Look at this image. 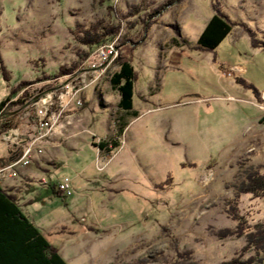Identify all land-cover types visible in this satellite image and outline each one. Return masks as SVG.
<instances>
[{"label":"rangeland","instance_id":"obj_1","mask_svg":"<svg viewBox=\"0 0 264 264\" xmlns=\"http://www.w3.org/2000/svg\"><path fill=\"white\" fill-rule=\"evenodd\" d=\"M213 3L241 26L215 52H201ZM95 27L114 29L102 45L119 50L108 72L91 79L87 67L102 65L99 46L77 39ZM251 32L264 40V0H0V104L13 93L11 102L28 99L13 110L20 139L31 97L76 73L90 82L83 106L66 109L47 140L53 147L16 175L0 174L68 264H171L178 252L222 264L242 252L245 237L216 233L237 226L228 201L245 169L264 167V50L253 48ZM127 57L137 76L131 118L111 83ZM122 119V147L101 153L94 145L114 139ZM9 144L1 135L0 165ZM65 179L73 188L66 199L51 187ZM241 202L249 227L264 220V198Z\"/></svg>","mask_w":264,"mask_h":264},{"label":"trees","instance_id":"obj_2","mask_svg":"<svg viewBox=\"0 0 264 264\" xmlns=\"http://www.w3.org/2000/svg\"><path fill=\"white\" fill-rule=\"evenodd\" d=\"M215 16L210 20L206 29L198 41V49L201 52H215L225 39L239 26L240 23L230 19L227 13L223 12L217 4L213 3ZM102 35H99V34ZM115 33L112 28L95 27L84 33L83 37L77 40L84 46L94 47L105 43L110 36ZM251 44L253 48L264 50V40H259L251 32ZM131 58V57H129ZM128 57L121 62V71L116 73L111 81L113 89L120 95L119 108L131 118L136 116L134 111L135 83L137 76L131 60ZM1 69L6 80H10L9 72L2 62ZM62 72V71H61ZM246 89L253 90L259 96L255 87L244 79L237 80ZM27 83H23L21 88H25ZM13 95L0 104V136L18 127L19 113L13 111L18 106H23L28 99H19L11 102ZM27 94L26 97H29ZM37 98L31 97L30 99ZM129 119L119 121L114 139L103 141L94 146L101 153L110 155L114 150L122 147L121 141L125 136V131L129 125ZM118 131V132H117ZM9 165L8 160L1 164L4 168ZM242 164L240 163V166ZM173 179H169L164 186L172 185ZM56 196L66 197L58 190V184L51 185ZM243 195H249L254 199L264 198V167H249L245 169L242 180L236 186L234 200L228 201L229 214L237 222L235 228H227L218 231L216 234L220 238L236 237L246 238V246L242 252L233 259L222 264H264V220L257 223L253 228L249 227L248 221L240 216L238 211L242 204ZM32 201L29 203L31 204ZM18 195L11 193L0 184V264H68L60 254L59 249L54 246L35 225V223L25 214ZM248 229L250 231H248ZM245 258L246 255L251 254ZM171 264H199L195 261L192 252H178L176 259Z\"/></svg>","mask_w":264,"mask_h":264},{"label":"built area","instance_id":"obj_3","mask_svg":"<svg viewBox=\"0 0 264 264\" xmlns=\"http://www.w3.org/2000/svg\"><path fill=\"white\" fill-rule=\"evenodd\" d=\"M118 50L115 43L100 45L96 54L102 59V65L99 67L93 65L91 66L92 68L87 67L88 78L95 79L101 75L99 72L102 71V74L105 75L108 72L109 65H112V62L118 56ZM87 76H84L83 73L78 75L76 73V75L74 74L66 81L60 83L52 93L45 94L38 99H32L30 106L34 113L31 117L28 132L21 139L19 138V132L10 130L5 133V138L11 146L14 145L16 151L14 153L15 157L8 166L0 171V174L8 172L10 176L16 175L15 171L19 167L31 165L35 156L42 155L48 147H53L47 140L53 134L54 128L59 124L62 114L74 104L79 107L84 104L82 97L86 94V90L89 89L90 83L87 80ZM71 182L69 179H65L58 183V190L66 197L73 195Z\"/></svg>","mask_w":264,"mask_h":264},{"label":"crops","instance_id":"obj_4","mask_svg":"<svg viewBox=\"0 0 264 264\" xmlns=\"http://www.w3.org/2000/svg\"><path fill=\"white\" fill-rule=\"evenodd\" d=\"M262 94H259V97L261 96ZM260 100H261V98H260ZM134 107H135V105H134ZM74 115H71V117H73ZM263 118L264 117H260V119H261V122H263L262 120H263ZM255 125V124H254ZM128 128V127H127ZM126 131H127V129H126ZM126 131H125V133H126ZM254 136H256V134H254ZM8 149H6V151H7V154H8V156L10 157L9 158V160H8V162H9V164H10V161L12 160V157H13V155H14V153H15V149H13V148H11V145L9 144L8 145V147H7ZM51 160V159H50ZM51 163L50 164H53V160L52 161H50ZM116 180H117V178H116ZM120 191H122V190H120ZM22 205V204H21ZM36 225V224H35Z\"/></svg>","mask_w":264,"mask_h":264}]
</instances>
